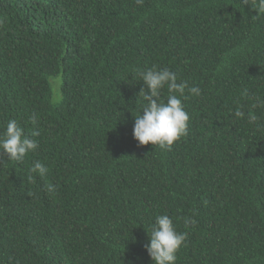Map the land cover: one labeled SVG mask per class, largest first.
I'll list each match as a JSON object with an SVG mask.
<instances>
[{
    "label": "trees",
    "instance_id": "16d2710c",
    "mask_svg": "<svg viewBox=\"0 0 264 264\" xmlns=\"http://www.w3.org/2000/svg\"><path fill=\"white\" fill-rule=\"evenodd\" d=\"M258 15L245 0H0V131L30 134L35 112L40 132L22 162L0 154V264H153L161 214L187 232L176 264H264ZM152 67L201 89L167 150L133 136Z\"/></svg>",
    "mask_w": 264,
    "mask_h": 264
},
{
    "label": "clouds",
    "instance_id": "9594fccd",
    "mask_svg": "<svg viewBox=\"0 0 264 264\" xmlns=\"http://www.w3.org/2000/svg\"><path fill=\"white\" fill-rule=\"evenodd\" d=\"M135 2L137 5H143L144 0ZM248 3L259 13L254 17L264 14V0H245V4ZM136 75L139 77L138 81H143L146 85L147 90L142 88L139 93L143 103L135 116L133 136L141 146L151 143L156 148L170 149L175 142L188 134L190 117L182 98H186V93L199 96L201 89L198 86L190 87L187 81L179 80L177 73L169 68H146ZM165 87L168 90L166 98L162 96ZM240 94L248 97L249 90L244 88ZM253 107L264 108V97H254ZM232 115L234 118L245 117V113L239 108ZM29 119L34 126L30 134H26L16 120H9L3 131H0V154H8L10 161L22 162L28 153L39 147L38 140L35 139L40 135L35 127L38 124V114L33 112ZM248 120L256 124L257 117L251 115L248 116ZM30 172L44 178L48 168L37 161ZM45 187L50 193L55 191L54 185L49 184ZM184 225L186 228L197 225L194 214L184 218ZM148 233L150 243L145 245V248L153 264H176L177 253L187 239V232H179L170 216L161 214L156 216Z\"/></svg>",
    "mask_w": 264,
    "mask_h": 264
}]
</instances>
